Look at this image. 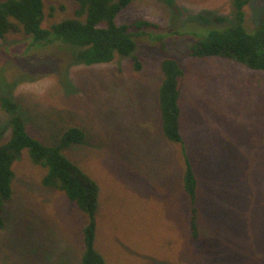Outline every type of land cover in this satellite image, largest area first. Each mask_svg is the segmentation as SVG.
<instances>
[{"label":"rangeland","instance_id":"obj_1","mask_svg":"<svg viewBox=\"0 0 264 264\" xmlns=\"http://www.w3.org/2000/svg\"><path fill=\"white\" fill-rule=\"evenodd\" d=\"M45 1L44 27L73 15L75 0ZM244 10L253 29L264 0H250ZM235 16L233 0H133L115 22L158 25L145 34L133 28L140 70L130 57L72 64L60 45L26 53L30 37L0 38V96L18 103L29 131L49 145L69 125L88 132L87 142L66 153L100 184L96 244L108 264H264V71L232 58L189 54L209 32L232 26ZM156 31L191 35L166 36L163 47ZM165 55L185 72L183 146L168 141L160 127ZM9 126L0 102L2 140ZM183 150L198 172L203 237L211 232L201 243L187 233ZM14 170L0 264H81L84 213L62 191L42 185L46 169L33 164L27 150Z\"/></svg>","mask_w":264,"mask_h":264},{"label":"trees","instance_id":"obj_2","mask_svg":"<svg viewBox=\"0 0 264 264\" xmlns=\"http://www.w3.org/2000/svg\"><path fill=\"white\" fill-rule=\"evenodd\" d=\"M133 0H75L72 16L54 22L50 28L43 26L46 16L45 0H0V38L10 33H21L31 38L29 48L42 49L54 45L64 47L71 54L72 64L85 65L112 62L117 56L130 57L136 70L142 62L136 54L137 41L134 29L139 34L158 25L143 19L129 24H117V15ZM173 4V0H169ZM236 8L234 24L219 31L213 30L198 40L189 50L193 57H227L235 59L254 70L264 71V12L260 24L250 32L246 27L245 6L250 0H233ZM51 7L50 16H54ZM212 20L224 22L225 18L215 16ZM208 21H210L208 19ZM159 30V29H158ZM163 47L166 36L191 35L190 32L156 31ZM68 67V66H67ZM162 80L158 89V108L160 127L164 137L173 143L184 144L181 132V96L186 83L185 72L178 60L170 55L160 62ZM66 68V67H65ZM64 68L60 71L62 75ZM1 108L8 114L9 136L3 139L5 130L0 131V232L7 226L6 204L13 200L16 171L15 161L24 150L33 164L46 169L42 185L49 189L62 191L85 215L82 227L83 251L81 264H108L105 255L98 249L97 230L100 210L101 188L98 181L79 163L66 153L73 144H83L88 140V132L77 125L65 127L59 135L58 143L49 145L34 136L21 114L19 105L10 95L0 96ZM183 146V145H182ZM182 170V189L190 202V216L187 233L191 241L201 243L211 232L203 237L201 227V205L199 203V179L196 164L184 153ZM213 236V235H212Z\"/></svg>","mask_w":264,"mask_h":264}]
</instances>
